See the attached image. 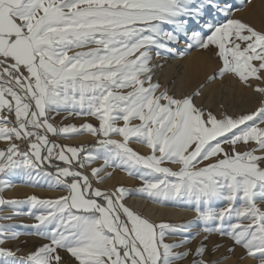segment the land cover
<instances>
[{
	"label": "snow or ice",
	"instance_id": "6c2138e0",
	"mask_svg": "<svg viewBox=\"0 0 264 264\" xmlns=\"http://www.w3.org/2000/svg\"><path fill=\"white\" fill-rule=\"evenodd\" d=\"M234 11L232 0H0V207L14 209L0 221L29 215L20 227L42 241L20 254L5 246L17 225L0 223V264H220L212 234L264 264V28ZM181 42L218 58L207 79L231 74L258 105L217 114L196 102L203 85L170 94L152 61ZM60 112L91 120L54 124ZM85 132L91 144L59 142ZM107 169L140 184L100 187ZM13 174L63 194L5 198ZM133 191L195 215L153 221L125 203ZM193 223L205 234L195 248L200 232L169 242Z\"/></svg>",
	"mask_w": 264,
	"mask_h": 264
},
{
	"label": "bare ground",
	"instance_id": "6f19581e",
	"mask_svg": "<svg viewBox=\"0 0 264 264\" xmlns=\"http://www.w3.org/2000/svg\"><path fill=\"white\" fill-rule=\"evenodd\" d=\"M253 4L254 5L252 6L250 3H247V14L245 11L246 9L242 10L245 12H243V16L241 12V17H239L253 24L257 28H264V0H256ZM183 46L185 45L181 42L179 47ZM211 56L213 57L211 53L200 49L189 54L185 53L178 57H170L164 62L161 61L160 58H154L152 63L154 65H159V67L155 68V75L153 79L158 80L162 86L166 84L167 88H169V92H172L177 97L190 93L198 86L203 85L200 89L202 96L196 98V102L198 104L202 103L205 108L211 104L210 100L215 102L219 100L220 97H225L230 93H234L236 98L242 101L241 104L243 105L241 109L237 107L229 108L228 112L230 114L235 111L237 112V110H250L251 108L257 106L260 98L251 90L245 89L243 85H241L232 75H227L223 78H219V76H217L216 79L213 80L207 79L209 76L214 75L216 73L215 68H218V66L213 62V58ZM216 62L218 64V61ZM219 105L215 104L211 109H207L211 111L215 110L216 113L219 114V112L223 110ZM79 119L80 118H77L75 120ZM86 119L91 120V118ZM92 122L95 121L93 120ZM61 139H63L66 143L75 145L93 142V138L87 132L67 138L61 137ZM2 146L3 145H0V147ZM132 146L138 151H147V149L142 145L133 143ZM99 163L102 162L97 161L93 166H96ZM106 171H111L112 175L107 177L104 183L100 186L111 188L113 186L124 185L125 187L132 189L134 188L133 186H139L140 181L135 177L129 176L125 171L120 169H107ZM27 191L28 189L22 188L19 184H17V182H13V186L6 189L3 194L7 197H23ZM48 194L52 197H56L63 194V190L50 188ZM125 203L156 222L166 221L170 223H178L179 221L192 215L190 209L188 210L183 207L181 208L168 204L157 203L137 193L129 194L125 199ZM167 239L169 240L170 238L168 237ZM230 259H228L229 261H225L224 264H232L234 259ZM248 261V258H244V260L239 261L237 264H247Z\"/></svg>",
	"mask_w": 264,
	"mask_h": 264
},
{
	"label": "rangeland",
	"instance_id": "374dc122",
	"mask_svg": "<svg viewBox=\"0 0 264 264\" xmlns=\"http://www.w3.org/2000/svg\"><path fill=\"white\" fill-rule=\"evenodd\" d=\"M255 1L256 0H232V3L234 4V6L236 8V11H234L233 15L235 17H239V16L241 17V15H240L241 12H242V16H243V12H245V11H246V14H247V11H248V9H247L248 8L247 7V3H250V5L253 6L254 5L253 3ZM242 10H245V11H242ZM236 15H238V16H236ZM179 45H173V48L175 50L174 51V54L164 53L161 56L154 57V58H160V60L164 62L165 60H168V58H170V57H176V56L178 57V56H181V55H183L185 53L189 54V53H191V52H193L195 50L196 51L200 50L197 47H192L191 49L186 50L185 49V46L179 47ZM183 45H185L184 42H183ZM212 58L211 59L213 60V62L219 68L221 66V64H220V61L218 60V58L215 57L214 55H213ZM153 61H154V59H153ZM216 61H218V64H217ZM218 68H215V71L216 72H217ZM227 75H231V74H225L223 77H225ZM223 77H219V78H223ZM164 86H166V84ZM168 90H169V88H168ZM169 93L170 94H173L172 92H169ZM210 103L212 105L209 104V106L207 107L208 109H211L212 106L215 105V104L216 105H219L220 104L219 106L223 105L224 106V109H227V111L229 110V108H232V107H235V108L237 107L239 109H241V107H243V105L241 104L242 101H240L239 99H237L236 96L234 95V93H230V94L226 95L225 97H220L219 100H217L215 102L213 100H210ZM241 111H245V110L244 109L243 110H237V112L235 111V112H232L231 114L238 113V112H241ZM213 112L216 113L215 110H213ZM57 116H59V117H57ZM77 118H80V119L79 120H75ZM84 119L86 120V118H84L83 116L68 115L66 112H60L59 115H55L54 114L53 119H52V122L54 124H57V125H63V124H76V125H80V124H82V123L85 122ZM52 138L53 139H57L56 137H52ZM59 142L65 143V144H70V143H66L61 138H59ZM91 143L92 142H88L86 144H91ZM71 145H75V144H71ZM25 147H26V145H24L22 143L21 144V148L23 149ZM168 166H172V165H168ZM8 178L11 181H13V182H17V184H19L22 188L28 189V191H27V193L23 197H15V196L14 197L13 196L7 197V196H5L3 194V196L5 198H9V199H11V198L24 199L25 197H27L28 195H31V194H36L37 196H40L42 198H54V197H52L51 195L48 194V191H49L50 188L47 187V186H45L43 181H41L39 185H33V184L25 181V179L23 178V176L20 175V174H13V175L9 176ZM100 187H104V186H100ZM133 187L136 188V186H133ZM104 188H107V187H104ZM132 193H136V192L133 191ZM141 196H143V195H141ZM154 202H156V201H154ZM157 203L168 204V205L177 206V207H181V208L183 207L184 209H188V210L190 209V211L192 212V215L189 216V217H187L186 219H183V220L179 221L178 223H186V222L192 220L193 217H194V215H195V213L192 211L191 206L185 204L182 201H180V202L167 201V202H157ZM128 206H130V205H128ZM27 210H28V206L27 205H21L18 208V211H20L22 213H26ZM134 210L137 211V212H139V213H141L140 211H138L136 209H134ZM13 211H14V209L11 208V207H8V206L0 207V215H7V214L12 213ZM34 222H35L34 219L31 216H29V215H16V216H13L11 220H2V221H0V223H4V224L11 223V224L17 225V229L16 230L17 231H20L22 233V235L17 240H15V241H7L6 244H5V246H10L13 249H15L16 247H19L20 248V254H23V253L29 251L30 249H32L33 247L37 246L39 243H41L42 241L40 240V238H38L36 236L24 234V233L31 232L32 229L26 228V227H20L21 224L30 225V224H32ZM202 229H203V225L202 224H200V223H193L192 225H190L188 231L179 233L176 236H169V238H170L169 239V242H171L173 240V238L174 239H181V238H184L185 236H194L196 232H200V235H195V238L193 240H191L188 244L185 245V247H188V248H195L197 246L198 242L201 239H203V236L205 235L204 232L202 231ZM213 241L220 242L221 243V247H220L219 251H216L214 254H210L209 255V258H215V257H220L222 255H226L228 258H227V260L226 259L221 260L220 263H222V264H224L225 261H229L228 259H230V258H233L234 259L233 262H232V264H237L239 261L244 260V258H248V257H246V256L243 255V250L241 248H236L234 252L228 253L226 251L228 241L221 239L216 234H212L210 236L209 240L207 241L210 249H211V246H212ZM182 250L183 249H177V251H182ZM21 251H23V252H21ZM190 259H191V257L186 258L184 260L176 261V264H189V260ZM248 259H249V261H248L249 263L247 262V264H252V261L250 260V258H248ZM243 264H246V263H243Z\"/></svg>",
	"mask_w": 264,
	"mask_h": 264
}]
</instances>
